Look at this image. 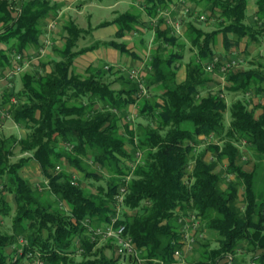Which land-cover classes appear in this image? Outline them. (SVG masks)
Returning a JSON list of instances; mask_svg holds the SVG:
<instances>
[{
	"label": "trees",
	"instance_id": "1",
	"mask_svg": "<svg viewBox=\"0 0 264 264\" xmlns=\"http://www.w3.org/2000/svg\"><path fill=\"white\" fill-rule=\"evenodd\" d=\"M138 4L141 9L134 6L112 21L118 26L115 39L81 48L80 38L91 29L69 18L63 25L62 45L53 46V56L32 63L13 79L11 89L3 90L0 108L9 104L10 120L25 129L26 135L0 134V215L13 214L11 232L0 231V264H19L30 258L32 264L36 260L43 264H136L130 255L116 253L115 239H105V245L97 247L101 239L90 233V228L106 223L115 213L121 186L125 192L120 222L147 264H179L173 250L182 247L178 218L188 215L187 211L219 236L215 247L200 242L199 237L191 254L200 252L190 264H233L240 249L250 254L251 263L264 264V189L254 191L256 164L246 170L239 163L238 145L241 141L250 145L264 160V73L257 69L264 65L234 69L229 62L222 70L226 63L212 46L219 31L235 34L231 43L225 38L227 50L245 36L253 41L263 38L264 0H256L254 24L246 23V0H205L208 16L219 10L220 27L205 31L196 22L199 13L187 22L184 36L191 55L185 62V78L179 82L176 75L186 43L173 26L160 27L166 20L160 14L167 0ZM57 8L52 0H0L1 71L11 66L13 53L25 55L28 48L38 46L43 27L48 18L55 17ZM16 9H20L17 14ZM142 13L156 18L155 22L142 21ZM149 31L151 38L145 40ZM128 33L140 34L147 50L143 58L116 40ZM99 45L139 58V65L145 64L142 78L149 92L141 95L136 81L114 65L89 64L83 72L76 71L75 58ZM214 56L219 57L214 69L205 70ZM218 70L231 82L224 89L242 94L229 108V124L225 123L228 106L222 90L209 89L206 96L201 95L205 83L212 80L211 73ZM116 81L120 86L113 88ZM249 93L260 102L250 106ZM11 96L18 101L12 103ZM134 105L136 117L126 120ZM137 117L141 122L135 123ZM3 123L0 116V127ZM213 137L222 141L210 140ZM200 143L205 145L197 150ZM16 148L26 156L13 162L10 158ZM137 150L142 162L132 170ZM210 150L215 155L211 161L205 159ZM89 157L98 170L108 171L105 182L98 183L103 173L81 166V160ZM223 158L225 188L221 187L222 171L214 170L216 160ZM29 159L38 163L43 187L18 172ZM60 162L78 167L87 179L98 182L71 184L73 176L65 168L57 171ZM239 185L243 186L242 207L236 205ZM18 236L25 242L14 259L16 252L6 249ZM107 248L111 253H106Z\"/></svg>",
	"mask_w": 264,
	"mask_h": 264
},
{
	"label": "rangeland",
	"instance_id": "2",
	"mask_svg": "<svg viewBox=\"0 0 264 264\" xmlns=\"http://www.w3.org/2000/svg\"><path fill=\"white\" fill-rule=\"evenodd\" d=\"M85 1H90V0H85ZM84 3H88V2H85ZM116 0H92V3L89 4L88 6H86V8H83L81 6V4L79 5H76L75 4H72L70 5L72 8L74 6L75 10H67L68 13H70L71 15L69 16V18L73 19L74 21H77L78 25L81 27V28H84V29H88L90 28L91 30L86 32L84 34V36H82L80 39V41L78 42L79 43V47H84V46H88V45H91L92 42H95L97 39H104V40H109V38H111V35L113 34V32L116 30V28L118 27L116 23L112 22L119 14L123 13L124 11H127V10H130L131 8H133V6L131 5L132 3V0H118V3H116ZM197 3H199L200 5H204L205 3V0H196ZM141 5L138 4V6H136L137 8H139ZM201 14H203L205 16L204 19L200 20V19H197V23H199V25L204 29H217L219 28L220 26V22H219V16H216V15H213V16H208L207 14L203 13V12H200ZM196 17V16H194ZM67 18V16L65 14H62L60 15V20H65ZM110 22L109 24H106L104 26L100 25L101 23L103 22ZM143 21V20H142ZM181 23V22H180ZM180 30V27L178 29V31ZM139 36V34H138ZM134 37L131 39L133 40V45L132 46H137L138 50L141 52L140 54H143V56L146 55L147 53V50H145L146 48L143 49L142 47V43L140 42L139 40V37ZM150 38V35L147 34L145 36V40H148ZM58 39V38H57ZM123 38H116L117 41H121ZM124 40V39H123ZM122 40V41H123ZM130 43V42H129ZM131 45V43H130ZM54 45H52V48H53ZM107 49L109 48V46H106L104 45ZM188 47H189V43L186 42V46H185V52H184V57H183V63H185L189 56L191 55V52H189L188 50ZM52 48H51V51H52ZM53 53V51H52ZM115 57L114 58H111L109 57L110 55H108L109 58L111 59H118V58H123V57H127L128 54L126 52H116V54H114ZM52 56V55H51ZM50 57V55H45L44 57H42L41 59L42 60H47L48 58ZM86 57H81L79 56L75 62V68H76V71L78 72H83L85 67H86V60H85ZM107 58V57H106ZM250 59H255L253 60L254 62L252 63L253 66H258L259 64H256V58H253V57H249ZM258 58V57H257ZM111 59H108L109 61L108 62H112ZM104 60H107V59H104ZM136 61L137 59L136 58H133L131 57L130 60L127 59V61L123 62V63H118L120 64V66L122 67L121 70L123 71V75L124 76H128V71L129 69L131 68H136L138 66H134L136 64ZM98 62L99 63H102L103 60L102 59H98ZM36 63V62H35ZM247 63V62H246ZM246 63H244L243 65L245 66ZM104 65H109L108 63H102V64H97L98 67H103ZM251 66L250 64L248 65V67ZM31 67V65H30ZM115 67V66H114ZM28 69V68H27ZM26 68L24 69L27 70ZM259 71L263 72L264 73V68L261 69V68H257ZM110 80L114 79V77H110L109 78ZM18 80V89L20 88V85H19V79ZM120 85L118 84V82H114L112 87L113 88H118ZM147 89V88H146ZM149 92V91H148ZM147 92V93H148ZM223 92V91H222ZM225 93V98H226V103H227V106H228V109L226 110L227 111V114H226V118H225V123L226 124H229V108L231 106V95H229L227 92H224ZM252 96H254L253 94H251ZM250 96V95H249ZM249 96L247 95V99H250V100H258L257 96H254L253 98H249ZM149 97H150V93H149ZM242 97V94L241 96ZM151 98H152V95H151ZM252 100V101H253ZM130 110L129 111H134L135 113H137V109L136 107H133L131 106L129 108ZM135 123L137 122H141V118L140 117H137L135 119ZM143 121V120H142ZM145 123V122H143ZM16 134L18 135L19 137H24L26 135V132H25V129H23L22 127L16 125L13 123L12 120H6L4 121V123L2 124V126L0 127V134H4L6 136L10 135V134ZM214 142H221L220 139H218L217 137H213L212 139H210ZM206 143L209 142V140H206L205 141ZM65 144H61L60 146L62 148H64V150H67V147H64ZM205 145V143H200L197 147V150H200L202 149V147ZM238 145L240 146V151H241V160L239 163H241L242 165L245 166V169L246 170H250L253 166V163L256 164V168H255V176H254V191H258V190H262L264 189V160L262 158H259L256 154H254L252 148L250 147V145L244 143V142H240L238 143ZM69 148V146H68ZM21 156H26V154L22 153L18 148H16L13 152V155L11 156L10 160L15 162L17 161ZM214 156L215 158V155L212 154L211 150L208 151L205 155V158H207L208 160L211 161V157ZM213 158V159H214ZM92 158L89 157V159L87 158H83L81 160V166L86 169H89V170H96L98 171V173H103L101 175H98L99 177H102V179L98 182V181H95V180H92V179H87V177L84 176V173L83 171H81L78 167H73L72 165H69V164H64L62 162H60V169L61 168H65L70 174L71 176H75L76 178V182L77 183H80L81 185H87L88 184V181L91 180L92 182H95V183H103L105 182V180L107 179V176H108V171L106 170H98L93 161L91 160ZM249 163L246 164L247 161H249ZM35 160L34 159H29L27 162H25L24 165H26L27 163H29L25 169H21L19 170L18 172L21 173V175L23 177H25L26 180L30 181L31 183L35 184V185H38L40 187H43L42 183H41V180H33V179H29L27 178L26 176L28 175L27 171H29V169L32 167H35V164L32 162ZM215 161V160H214ZM217 161V165H215L214 167V170L215 171H222V177L224 178L221 183V187L222 188H225L226 187V183H227V176H225L226 174L224 173L225 171V166H226V159L223 158L222 160H216ZM31 164L34 165L31 167ZM23 165V166H24ZM22 166V167H23ZM96 168V169H95ZM59 169V170H60ZM33 170V169H32ZM57 170V171H59ZM26 174V175H25ZM234 177V175H233ZM232 177V178H233ZM42 179V178H41ZM243 186L239 185L238 187V198H237V201H236V205L238 207H242L243 205ZM53 197V196H52ZM8 198L13 202V197L12 195H8ZM64 205V204H63ZM67 206V205H66ZM187 214L188 213H192L194 214L193 212H190V211H187L186 212ZM185 215V213H184ZM189 215V214H188ZM187 216V215H185ZM12 217H13V214H9L8 217L6 218H3L1 215H0V231L3 232V233H10L11 232V222H12ZM200 225L201 227H203L202 229V233L203 235L202 238L200 239V242H206V243H209V246L210 247H215L217 246V239L219 238V236L217 235L216 232L214 231H211L209 229H206V225L204 223V221H201L200 222ZM21 239L24 240L21 236H18L17 237V243H18V247L17 249L15 250V254H14V259H16V257L18 258V256H20L21 254V248H22V244H21ZM107 242V240H100V242L97 244V247H100L101 245H105V243ZM240 247H242V245H240ZM198 251L200 252V250H197L195 252H193L192 254L188 255L187 257H185L184 259V263L185 264H190L191 263V260L192 258L196 257L197 256V253ZM242 249L239 250V252L236 253V255L234 256V261L233 263L234 264H252L251 263V259H250V254H246V252H241ZM244 251V249H243ZM106 253L109 254L111 253L110 249L107 248L106 249ZM78 257V256H76ZM19 264H32V260L31 258L30 259H23L20 261Z\"/></svg>",
	"mask_w": 264,
	"mask_h": 264
},
{
	"label": "crops",
	"instance_id": "3",
	"mask_svg": "<svg viewBox=\"0 0 264 264\" xmlns=\"http://www.w3.org/2000/svg\"><path fill=\"white\" fill-rule=\"evenodd\" d=\"M85 0H52L53 3L57 4L58 8H57V14L55 15L54 18H48L46 21V24L43 27V31L39 36V44L36 47H30L26 50L25 52V56L26 59L28 61V66L26 67L29 68L30 65L33 63L35 64V62L37 63L38 60H40L42 57H44L45 55H51L53 56V53L51 51L52 45H57V46H61L62 45V41H61V34L63 31V25L65 23V21H67L69 19V16L71 15L70 13H68L67 10H75L74 6L73 8L70 6L72 4L79 5L81 4V6L83 8H86V6H88L89 4L92 3V0L90 1H85L88 3H84ZM138 1H143V0H132L131 5L134 7L138 6ZM118 3V0H116L115 4ZM167 4L168 6L166 8H164L163 11H161L160 16L164 17L165 22H162L160 27L164 28L167 25L168 26H172L169 23V20L172 18H179L180 19V30L176 31L177 36H179V38H181V41L183 42H187V39L185 38V31L187 28V22L190 20L194 19V16L200 12H203L205 14H209L210 11L209 9H207L206 4L204 3V5H200L199 3L196 2V0H167ZM140 9L142 8V6L139 7ZM184 9H189L190 12L193 11V14L189 15V12H184ZM256 10H257V4H256V0H246V23L249 24H254L255 20H256ZM65 14L67 16V18L65 20H60V15ZM219 14V10L216 9L215 10V15L217 16ZM156 18H149V14L147 15L146 13H142L141 14V20L147 22L148 20L155 22ZM54 22V26L52 28H48V24ZM77 23V21H75ZM78 24V23H77ZM118 27L116 28V30L113 32V34L111 35V38H109V40H113L115 39V33L117 31ZM174 29V28H172ZM205 31H212L215 30V28L209 30V29H205ZM146 34L150 35L151 38V33L152 31L149 32H145ZM140 35V34H139ZM235 34L232 31H227V32H223V31H219L217 32L216 36H215V41L213 43V49L215 50V53L220 57L221 61L223 63H228L231 62L230 65H233L232 68L234 69H239V68H244V69H248L250 67H256L255 65L253 66V60L255 59H250L249 57H253L256 58V64L262 63L264 65V37L261 38L260 40H250L249 37L245 36L243 37L238 44H232L229 49L227 50L226 46H225V38H227V40L231 43L234 41V36ZM137 37L138 35H130L125 34V36H123V41L127 44V47L134 51L136 54L139 55L140 59L143 58V54H140L141 52L138 50L137 46H132L133 45V40H131L132 38ZM58 38V39H57ZM140 39V36H139ZM108 41V40H104V39H97L96 41ZM131 45H130V43ZM0 46H4L3 44L0 43ZM40 49H43V52L40 53ZM116 52H121L119 49L109 46V48L107 49L104 45H99L97 47H95L92 50L86 51L85 53L79 55L81 57H86V67L89 64L95 65L97 66V64H102V63H108L111 66H115L118 68H122L120 66L121 63L130 60L131 56L128 55L127 57H123V58H118V59H111L114 58L116 54ZM13 55V54H12ZM11 55V58H12ZM108 55H110L109 58ZM78 56V57H79ZM75 58L74 60V66H75V62L77 60V58ZM107 57V58H106ZM258 57V58H257ZM98 59H102L103 62L99 63ZM107 59V60H104ZM111 59L112 62H108ZM136 64L134 66L139 65L140 63V59L136 58ZM11 61V60H10ZM123 61V62H122ZM247 62V63H246ZM120 63V64H118ZM246 63V65L244 66L243 64ZM251 65L248 67V65ZM85 67V68H86ZM10 68V66H5L4 69L1 71L0 70V75H3L5 72L8 71V69ZM223 71H213L212 74V80L205 83V89L203 91V93L201 94L202 96H206L208 94V90L212 89L214 91H216L218 88H220L223 92V97L225 98V93L227 92L229 95H231V104L232 102H234L236 99H238L241 94L236 92V91H227L226 89H224L226 86H229L231 84L230 81L226 80V76L225 74L222 73ZM17 76V75H16ZM16 76L14 79H16ZM185 78V63H182L180 65V67L178 68L177 71V75H176V81L179 82L181 80H183ZM0 85L2 86V88H6V82L5 80L0 81ZM247 95L249 96V98H253L254 96L251 95V93L246 94V98ZM258 100H250V106L251 105H256L260 102L259 97L257 96ZM226 100V98H225ZM257 113L260 112V109L256 110ZM213 159V156L211 157ZM206 160H208L207 158H205ZM211 159V160H212ZM35 164V167H32L34 165L31 164L32 169L30 168L29 171H27L28 175L26 176L27 178H29L30 180H41V170L39 168L38 163L35 161H32ZM29 163H27L26 165H24L23 167H21L19 170H23L25 169V167L28 165ZM21 175V173H20ZM26 175V174H25ZM22 176V175H21ZM23 177V176H22ZM25 178V177H23ZM7 200L13 205V202L8 198L7 196ZM18 243H13L10 247H7L6 252L10 253V252H15V250L18 247ZM190 253L185 252L184 253V259L185 257H187L188 255H190ZM233 263V262H232ZM234 264V263H233Z\"/></svg>",
	"mask_w": 264,
	"mask_h": 264
},
{
	"label": "built area",
	"instance_id": "4",
	"mask_svg": "<svg viewBox=\"0 0 264 264\" xmlns=\"http://www.w3.org/2000/svg\"><path fill=\"white\" fill-rule=\"evenodd\" d=\"M20 9L15 10V14L19 13ZM184 12H190L189 9H184ZM198 18L200 20L204 19L205 16L203 14H199ZM169 23L174 27L175 31H178L180 27V19L179 18H172L169 20ZM54 26V22H51L48 24V28H52ZM43 52V49H40V53ZM10 68L7 72H5L3 75H0V81L5 80L6 82V88L11 89L13 86V79L16 75H19L21 72L24 71V69L28 66V61L26 59L25 55H22L21 53H13L12 58H10ZM219 61L218 56H214L211 61L206 63L205 70L212 71L214 69L215 64ZM229 66L228 63L224 64V66H221L222 70H225V67ZM145 64L141 63L139 67L131 68L128 71V76L130 78H133L134 81H136L139 92L141 95H145L147 93L146 87L143 82L142 76L145 74L144 68ZM107 68V66H106ZM5 88H2L0 85V105L4 101L3 96V90ZM10 101L12 103L17 102L16 96H11ZM135 107V105L133 106ZM9 104L3 108H0V116L1 118L6 121L10 119V113H9ZM136 117V113L134 111H129L126 116V120H133ZM142 162V153L139 150L135 153V161L130 163V167L133 170L138 163ZM56 169L59 170L60 166L57 165ZM130 175L125 177V182L128 181ZM75 176H73L71 184H75ZM118 195H117V206L114 214H112L109 218V220L106 223L100 224L98 226L90 228V233L92 238L97 237L101 240L113 238L116 241L117 244V252L119 255L123 257H129V252L131 251H139L133 242L132 238L125 234V224L121 223V203L123 201V195L125 192V187L121 186L118 188ZM187 216H180L178 218V222L180 224V240L182 243L181 248H176L173 253L174 258L176 259V262L179 264L184 263V253L185 252H191L193 248L196 246V241L199 237H202V227L200 225V221L196 216L192 213H188ZM86 222H88V219H86ZM25 241L21 239V243H24ZM30 254V253H29ZM229 263L232 261V256L228 257ZM35 264H43L41 261L36 260ZM136 264H147L146 260L140 257V251H139V263ZM254 264V263H252Z\"/></svg>",
	"mask_w": 264,
	"mask_h": 264
},
{
	"label": "bare ground",
	"instance_id": "5",
	"mask_svg": "<svg viewBox=\"0 0 264 264\" xmlns=\"http://www.w3.org/2000/svg\"><path fill=\"white\" fill-rule=\"evenodd\" d=\"M129 255L135 259V263H139V255L137 251H131L129 252Z\"/></svg>",
	"mask_w": 264,
	"mask_h": 264
}]
</instances>
